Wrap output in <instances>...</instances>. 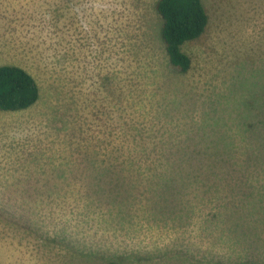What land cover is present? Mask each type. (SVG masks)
<instances>
[{"label": "rangeland", "instance_id": "obj_1", "mask_svg": "<svg viewBox=\"0 0 264 264\" xmlns=\"http://www.w3.org/2000/svg\"><path fill=\"white\" fill-rule=\"evenodd\" d=\"M156 2L0 0V264H264V0H202L186 74Z\"/></svg>", "mask_w": 264, "mask_h": 264}, {"label": "trees", "instance_id": "obj_2", "mask_svg": "<svg viewBox=\"0 0 264 264\" xmlns=\"http://www.w3.org/2000/svg\"><path fill=\"white\" fill-rule=\"evenodd\" d=\"M155 9L163 21L160 36L169 63L177 72L186 74L191 70L192 60L183 46L205 34L209 25L205 6L202 0H157ZM40 97L39 84L28 71L15 65L0 66V111L27 110Z\"/></svg>", "mask_w": 264, "mask_h": 264}]
</instances>
